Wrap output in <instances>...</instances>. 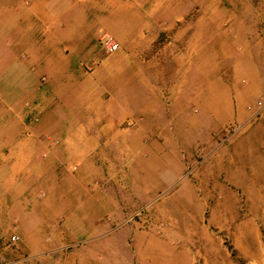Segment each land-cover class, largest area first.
Wrapping results in <instances>:
<instances>
[{
	"label": "crops",
	"instance_id": "crops-1",
	"mask_svg": "<svg viewBox=\"0 0 264 264\" xmlns=\"http://www.w3.org/2000/svg\"><path fill=\"white\" fill-rule=\"evenodd\" d=\"M147 1L160 4L169 3L172 0ZM190 1L199 2V0ZM119 2L121 1L0 0V80L3 77H9L14 87L21 91L22 82L17 80L16 75L12 78V72L18 69L20 73L24 69L31 80L29 83L34 85L30 94L38 98L31 106L23 103L24 97L14 96V102L7 105L2 102L0 96V227L14 225L13 231L19 239L12 248L5 246L7 242L5 238L0 239V264L18 260H22L21 263L25 264H50L54 256L56 259L62 256L58 264H63L65 259L70 261V258L79 264H119V260L125 259L126 254L124 246L121 252L118 251L120 245L115 248L119 240L115 241L113 234L94 238L93 244L86 247L89 250L87 251L89 259L81 257V253L85 251L78 247L72 252H66L70 247L80 244L81 241L78 240L81 237L88 234H93L95 237L101 235L102 228L93 226L101 222L105 212L115 205L113 194H117L122 200L123 192L126 193L135 187L137 193L142 192L140 195H153L162 184V177H165L168 172L169 166L163 161L154 172L147 171L143 164L129 165V159L135 156L142 147H135L126 134L111 131L112 126H118L117 115L127 117L143 113L150 116L159 112L152 105L150 96L159 89L150 84V78L146 74L154 65V61L148 58V60L142 59L146 55L145 52L151 49L158 34L143 19L142 15L146 14H143L140 8L131 4V1L130 4H118ZM153 12L151 10L147 15L149 14L150 17ZM224 19L212 18L210 25L215 31L214 35H219L225 40L222 50H226V55L221 61L222 64L218 66L227 67L233 87L225 81L218 80L221 84L219 93L212 90L211 92L197 90L194 94L191 92L187 96L198 105L201 104L202 95L206 94L208 98L221 99L222 107L226 109L228 115L234 110L236 114L245 117L248 114L247 108H249L252 116L259 102L252 104L259 95H264V14L257 13L245 19L239 15L234 17L231 15ZM235 23L239 26L241 24V31L234 28ZM105 31L119 43L120 49L103 57L100 66L90 76L80 77L82 73L78 74V70L75 69L76 61L78 62L81 55L97 58L100 56L98 49L100 47L102 50V46L99 37ZM41 34L44 38L36 39ZM6 36L11 37L12 43V48L8 53L4 46ZM246 36L250 37V42H246ZM198 45H193L192 42L191 54L179 55L175 58L181 68L188 66L189 62L187 63L186 60H190L192 74L199 72V55L196 49ZM216 46L215 42L212 45L207 43L206 49L216 51ZM23 51L31 53L25 61L21 58ZM40 52L43 53L40 54L42 57L39 64L37 58ZM64 53L67 54L64 55ZM218 54L219 52L216 51L210 60L215 62L220 60ZM207 64L209 65L210 62L208 61ZM36 68L45 76L46 81L41 87H38V82L34 81L37 78ZM158 69L161 67L159 66ZM174 75L177 77L180 74L175 73ZM125 83H134L131 87L134 92H146V95L135 96L137 98L134 99L139 104H134L127 100L129 99L127 95H119L117 92L119 89L117 84L127 87ZM174 83L177 84V81ZM102 87L109 89L108 92L112 94V99L104 100ZM231 89L236 92L235 103L231 101ZM110 101L112 104L109 103ZM56 105L60 107L61 112L54 109ZM104 106L111 108L106 113L108 116L104 123L101 122V125L90 123V126H107L102 133L111 139L117 138L120 144L114 151L113 168L108 167L111 168V177L106 181V185L104 187L95 185L89 189L86 188L84 180H89V175L91 177L95 175L96 179L102 180V166H93V160L86 158V152L89 151L93 141L87 142L86 139L83 145L80 131H82V126H88L83 121L84 117L91 112L95 113V110L100 113ZM212 107L210 105V108ZM164 114L166 116L162 109V125L166 122L163 119ZM178 114L181 115L180 119L183 121V113L178 112ZM257 115L259 117L260 112ZM187 116L186 121L192 122L193 117ZM60 117L62 123H59L58 118ZM260 119L254 127H264V112ZM231 123L242 122L233 121ZM67 125L75 127L78 132L75 136L77 140L72 143L63 140L59 146L52 144V141L3 139V133L5 135L7 132L17 130L18 127H68ZM197 128L208 131L219 127L197 126ZM246 143L245 139L239 141L238 148L244 147ZM65 147L67 151L64 150ZM228 147L225 145L217 147L215 143L209 151L218 148L221 155H225ZM71 148L75 150L72 151ZM26 154L29 155L26 156ZM36 154H39V159L31 163L29 156L33 157ZM62 155L74 156L75 159L65 164ZM72 163H76V167L75 171L70 172L69 165ZM17 164L21 165L17 167ZM128 165L127 174L126 170L117 173L112 171L115 168L123 170ZM85 168L90 169V173L87 174L84 171ZM230 178L235 179L231 175ZM132 184L133 187H131ZM187 185L188 193L180 195L184 204L180 209L176 205L171 206L168 209L169 216L174 211L178 213L182 211L191 218L194 211L192 205L196 201L195 193L200 192V189L189 182ZM234 185L240 186V183L235 182ZM154 196L156 193L146 200V207L143 209L147 214L145 219L147 223H156L161 220L159 205L152 209L155 203V200L152 201ZM257 208L261 212L264 210L260 205ZM10 213L14 214L9 216ZM7 216H9L8 220ZM8 222L15 224L9 225ZM179 223L182 227L181 220ZM179 223L176 222L173 227H179ZM100 224L103 226L106 223ZM85 227L89 228L84 233L83 228ZM158 230L160 234L148 228L144 234L134 239L135 248L140 249V264H180L175 261L177 256L174 258L172 255L177 251L176 247L173 249L170 247L171 242L174 244L178 242L180 233L176 229L170 230L171 235L168 234V238L171 242H167L166 247L174 252L165 251L161 254V227ZM249 236L251 237H249V243L253 247L254 263L262 264L264 247L259 242L258 230L251 229ZM119 242L122 244V241ZM187 251L191 254L189 249ZM48 253L52 257L49 256L46 260L45 254ZM64 253L65 255H62ZM222 262V264H228L224 260ZM183 264H189L186 258Z\"/></svg>",
	"mask_w": 264,
	"mask_h": 264
},
{
	"label": "rangeland",
	"instance_id": "rangeland-1",
	"mask_svg": "<svg viewBox=\"0 0 264 264\" xmlns=\"http://www.w3.org/2000/svg\"><path fill=\"white\" fill-rule=\"evenodd\" d=\"M119 1L121 2L118 4H130L131 1V4L140 8V11L146 14L142 15V17L144 16L143 19L158 34L156 40L152 43L151 49L145 52L146 55L142 59L154 61V65L150 67L151 69L146 74L150 78V84L159 89L156 93L150 94L151 103L159 112L150 116L143 113L128 115L127 117L117 115L118 126H112L111 131L126 134L135 147H142L139 148L140 151L135 156L129 159V165L143 164L147 171L154 172L162 161L167 162L168 172L165 177L159 174L162 177V184L155 190L156 196L152 200H155L152 209L158 205L161 208V220L156 223L145 221L147 214L143 209L146 207V200L155 193L149 196L140 195L142 192L137 193L134 187L126 193L123 192V196L121 195L122 200L117 194H113L115 205L105 212L100 220L101 222L95 223L93 226L102 228L101 235L98 233L100 236L96 235L95 237L93 234H88L81 237L78 240L81 241L80 244L70 247L66 253L72 252L74 248L78 247L80 250L85 251V253H81V257L89 259L87 252L89 250L86 247L93 244L94 238L105 236V234L108 236L113 234L115 241H122V244L118 241L115 248L120 245L118 251L121 252L124 246L126 254V258L120 259L119 264H140V249L135 248L134 239L144 234L148 228L160 234L158 229L161 227V254H164L165 251L173 253L172 249L176 247L177 251L175 250L176 252L172 255L174 258L177 256L175 261L180 264L185 263V258L189 264H222V260L228 264H260V262L254 263L253 247L249 243V234L251 229H257L259 242L264 247V210L262 212L257 210L258 205L264 209V127H254L260 122L264 112V95H259L252 104L263 103L260 115L253 123H248L251 116L249 108H247L248 114L245 117L236 114L234 110L228 115L226 109L222 107L221 99L214 100L203 94L201 104L197 105L187 95H190L191 92L194 94L197 90L204 92L206 90L211 92L212 90L219 93L221 84L218 83V80L225 81L230 87H233L232 78L229 77L227 67L218 66L222 64L221 61L226 55V50H222L225 40L219 35H214L213 32L215 31L210 23L212 18L223 20L231 15L233 17L239 15L245 19L255 16L257 13L264 14V0H199V2L193 3L190 0H172L169 3L160 4L147 0ZM151 10L154 12L149 17L147 13ZM224 25L227 26L226 23ZM234 28L237 31L242 30L241 24L239 26L235 23ZM39 37L40 39L44 38L41 34L36 39L40 40ZM216 37H219V39H215ZM235 38H238V36H235ZM4 40V46L8 53L12 48L11 37L6 36ZM246 40V42L251 41L249 36H246ZM192 42L193 45L199 44L196 48L199 55L198 74H192L190 60H186L189 64L183 68L175 60L177 56H184L191 52ZM213 42L217 43L216 51L219 52L220 60L216 62L212 60V63L210 59L213 58L216 51H207L206 45L207 43L212 45ZM41 53L43 52H40L37 58L38 63L42 57ZM98 53L100 55L98 58L80 54L82 57L79 58L78 62L76 61L77 67L75 68L78 70V74L82 73L80 77L90 76L100 66L101 59L114 52H108L103 47L101 50L99 47ZM30 54V51H23L22 60H27ZM66 54L64 53V55ZM208 61L210 62L209 65L207 64ZM159 66L161 69H158ZM158 70L161 71L158 72ZM35 72H37V78L34 81L38 82V87H41L46 81L45 76L37 68ZM175 73L180 75L176 77ZM15 75L17 80L22 82V89L18 91L9 77H3L0 80L2 102L10 105L14 102V96H21V98L24 97L23 103L25 105L32 106L38 98L36 95L30 94L34 85L29 83L31 80L27 76V72L22 69L19 73L17 69L12 72V78ZM241 79L245 82L243 78ZM174 81H177V84ZM239 82L242 84L241 81ZM117 85L119 86L117 91L119 95H127L129 98L127 100L134 104H139L134 99L137 98L135 96L146 95V92H134L131 88L134 83L127 84V87L123 84ZM108 91L109 89L102 87L104 100L112 99V94ZM231 94V101L235 103V90L231 89ZM210 105L213 107L210 108ZM107 106H104L100 113L95 110V113L91 112V114L85 116L83 121L88 126H82V131H80L83 145L86 139L87 142L93 141L89 151L86 152V158L93 160V166H102V180L96 179L95 175L94 177L89 175L88 178L90 179L84 180L86 188L89 189L95 187V185L102 187L106 185V181L111 177V168L108 167L112 166L113 168L114 151L118 149L120 144L117 138L111 139L102 133L107 126H90V123L100 125L101 122L104 123L108 116L106 113L111 110ZM54 109L61 112L60 107L57 105L54 106ZM162 109L166 113V116L164 114L163 117L166 122L163 125ZM178 112L183 113V121H181V115ZM186 116H192V122H187ZM58 120L59 123H62L61 117ZM233 121L246 123L244 132L233 139V143L225 145V147L230 145L225 155H221L218 148L210 152L209 149L211 150L212 146L217 143L223 128ZM67 126L18 127L17 130L7 132L5 135L3 133V139L52 141V144L59 146L63 140L70 143L77 140L75 136L78 132H76L75 127H72V125ZM197 126L219 128L207 131L198 129ZM244 139L247 143L244 147L238 148L239 141ZM253 144H255L256 149ZM79 146L81 145L79 144ZM65 148L64 150L67 151V147ZM75 149L71 148L72 151ZM238 151L240 153H237ZM62 156L64 162H66L65 164L73 162L75 159L74 156ZM29 157H31L30 162L34 163L39 159V154ZM20 165L17 164V167ZM129 165L123 170L115 168L112 171L114 170L117 173L126 170L127 174ZM75 167L76 163L69 165L70 172L75 171ZM84 171L88 174L91 170L85 168ZM230 175L235 179H231ZM127 180L129 181V179ZM187 182L200 189V192L195 193L196 201L192 205L194 211L191 218L187 217L182 211L180 213L174 211L169 216L168 209L171 206L176 205L180 209L184 204L180 195L188 193L186 190ZM235 182L240 183V186L234 185ZM131 187H133V184ZM241 192H244V194H241ZM13 214L10 213L9 216ZM9 216H7V220ZM179 220H181L182 227H180ZM176 222L179 223V227H173ZM100 223L106 224L102 226ZM12 224L9 223V225ZM13 228L14 225L5 228L0 227V239L5 238V240H8V236L15 234ZM88 228H83V232H87ZM128 228L130 229L128 230ZM174 229L180 233L176 244L168 238L171 235L170 230ZM167 242H171L170 247L172 249L166 247ZM5 246H8L7 242ZM8 247L12 248V246ZM187 249L190 250L191 254ZM62 255H65V253ZM49 256L50 253L45 254V259L47 260ZM55 257L50 264H58L59 259L62 260V256L58 259ZM63 261H65L63 264H79L75 260V262L72 261L71 258L70 261L67 259ZM91 261H93L92 258ZM262 264H264V250Z\"/></svg>",
	"mask_w": 264,
	"mask_h": 264
},
{
	"label": "built area",
	"instance_id": "built-area-1",
	"mask_svg": "<svg viewBox=\"0 0 264 264\" xmlns=\"http://www.w3.org/2000/svg\"><path fill=\"white\" fill-rule=\"evenodd\" d=\"M99 42L100 45L108 52H115L119 49V43L114 39L112 35L107 32H103L102 34H100ZM262 106L263 105L261 102L257 104V109L254 111L252 116H250L248 123H253L256 120L258 116L257 114L262 109ZM246 125V123H228L221 131V134L216 143L217 147H222L224 145L230 144L233 139L244 132V130L246 129ZM18 240L19 239L15 234H11L8 237L7 244L8 246L14 247L18 243ZM21 262L23 261L18 260L7 264H19Z\"/></svg>",
	"mask_w": 264,
	"mask_h": 264
}]
</instances>
